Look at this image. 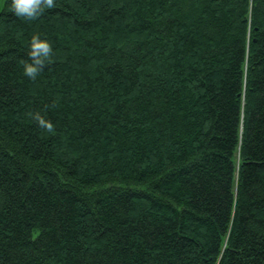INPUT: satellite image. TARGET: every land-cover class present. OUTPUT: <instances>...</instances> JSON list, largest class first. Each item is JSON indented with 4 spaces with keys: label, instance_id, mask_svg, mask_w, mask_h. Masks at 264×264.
<instances>
[{
    "label": "trees",
    "instance_id": "1",
    "mask_svg": "<svg viewBox=\"0 0 264 264\" xmlns=\"http://www.w3.org/2000/svg\"><path fill=\"white\" fill-rule=\"evenodd\" d=\"M0 264H264V0L0 10Z\"/></svg>",
    "mask_w": 264,
    "mask_h": 264
},
{
    "label": "clouds",
    "instance_id": "2",
    "mask_svg": "<svg viewBox=\"0 0 264 264\" xmlns=\"http://www.w3.org/2000/svg\"><path fill=\"white\" fill-rule=\"evenodd\" d=\"M57 6V0H0V10L5 8L14 12L15 16L29 20L40 17L47 9ZM53 53L52 42L42 37L40 33H34L29 42L28 55L30 62L24 64V73L31 79H36L46 62ZM33 118L47 129L53 128V123L46 115L36 112Z\"/></svg>",
    "mask_w": 264,
    "mask_h": 264
}]
</instances>
